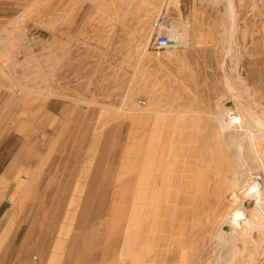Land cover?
<instances>
[{
	"label": "rangeland",
	"instance_id": "1",
	"mask_svg": "<svg viewBox=\"0 0 264 264\" xmlns=\"http://www.w3.org/2000/svg\"><path fill=\"white\" fill-rule=\"evenodd\" d=\"M0 71V222L39 226L32 263L264 264V227L222 223L255 200L215 118L250 122L264 152V0H0ZM144 177L164 188L141 196Z\"/></svg>",
	"mask_w": 264,
	"mask_h": 264
},
{
	"label": "bare ground",
	"instance_id": "2",
	"mask_svg": "<svg viewBox=\"0 0 264 264\" xmlns=\"http://www.w3.org/2000/svg\"><path fill=\"white\" fill-rule=\"evenodd\" d=\"M230 12H232L231 9ZM167 31L170 38V46L168 47V49L177 48L181 45L186 46L188 44L187 38L185 39L186 41L182 40L184 37H186V35H188L185 28H183L181 34L175 33L173 29H167ZM222 109L224 110H220V114H217L215 118L218 122L221 135H225V133H229V131L233 133L232 136L225 135V139L223 141L226 148L234 150V152L232 151L233 153L231 152L230 155L235 161L237 170H240L238 175H232L231 181L234 183L235 187L237 186L235 182H238V184L241 183L243 185H247L246 188L248 187L247 189L249 190H247L248 195L250 197H253L255 200L254 208L250 209L249 211H246L237 200L234 201L237 204L231 203V210L228 213L229 217L227 216L222 223H227V225H230L229 227L232 228L230 236L234 238V235H238L239 233L241 227L240 221L243 218H246L247 214H249V222H251L254 227H264V189L261 190L259 183L255 181V179L251 183L249 182L254 178L253 172L257 173V171L259 170L264 171V152L262 151L261 153L258 149L259 147L257 148V139L259 138V136L257 135V132L254 131V126H251L250 122H247V124H243L239 116H231L229 114V109ZM249 115L253 118L255 127L260 129L259 131L262 134V138H264V118H255L250 113ZM230 151L231 150H229V152ZM249 184H252V186ZM216 237H218L221 242L228 238L221 229H219V231L216 233ZM252 242L254 241H251V243ZM223 243H226V241ZM231 252V257L235 259L234 250ZM218 259H221V257H219ZM230 263L232 264L233 262Z\"/></svg>",
	"mask_w": 264,
	"mask_h": 264
},
{
	"label": "crops",
	"instance_id": "3",
	"mask_svg": "<svg viewBox=\"0 0 264 264\" xmlns=\"http://www.w3.org/2000/svg\"><path fill=\"white\" fill-rule=\"evenodd\" d=\"M4 74L5 73L0 71V139L8 137V132H11L14 129L13 122L15 120L12 114L9 115V109L11 107L13 98L10 97L8 92V89L11 86L9 85L10 81H8L6 75ZM139 153L140 162H145L147 156L146 148H144L143 150L140 148ZM22 181L27 180L22 179ZM164 184L165 182L163 180H160V178H154L153 181H150L149 183L148 179L144 177L138 182V193L143 197L157 195L164 188ZM67 186L68 183L66 182L62 186L61 191L63 190V187ZM183 186L185 187L186 185ZM76 187L78 188V186ZM186 193L187 195L186 197L184 196V198L181 199L182 201L178 200V205L188 206L189 188L187 187ZM71 200H73V197L71 198ZM57 201H59V199ZM87 205L88 201L85 209L87 208ZM27 214L28 212H25L24 216H28ZM39 229L40 228L37 225L21 226L18 224L10 225L8 223L3 224L0 222V264H34L32 263V255L35 254L36 251H41L43 245L40 239L38 241H35V239L32 238L31 235L41 233ZM33 239L34 241L32 242L31 240Z\"/></svg>",
	"mask_w": 264,
	"mask_h": 264
},
{
	"label": "built area",
	"instance_id": "4",
	"mask_svg": "<svg viewBox=\"0 0 264 264\" xmlns=\"http://www.w3.org/2000/svg\"><path fill=\"white\" fill-rule=\"evenodd\" d=\"M162 23H163V19H160V22L158 23L159 29H160ZM154 45L158 49H167L170 46V39L167 36L158 35L156 37V40L154 41Z\"/></svg>",
	"mask_w": 264,
	"mask_h": 264
}]
</instances>
